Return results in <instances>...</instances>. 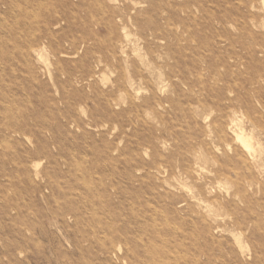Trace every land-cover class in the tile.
I'll use <instances>...</instances> for the list:
<instances>
[{
	"label": "rangeland",
	"instance_id": "obj_1",
	"mask_svg": "<svg viewBox=\"0 0 264 264\" xmlns=\"http://www.w3.org/2000/svg\"><path fill=\"white\" fill-rule=\"evenodd\" d=\"M0 264H264V0H0Z\"/></svg>",
	"mask_w": 264,
	"mask_h": 264
},
{
	"label": "bare ground",
	"instance_id": "obj_2",
	"mask_svg": "<svg viewBox=\"0 0 264 264\" xmlns=\"http://www.w3.org/2000/svg\"><path fill=\"white\" fill-rule=\"evenodd\" d=\"M242 134V132H241ZM236 133L235 131L231 134L232 140L234 143L236 144H240L243 151L247 154V155H252L253 152H255L252 148V144L250 141V138L247 139V137L245 138L243 135Z\"/></svg>",
	"mask_w": 264,
	"mask_h": 264
}]
</instances>
